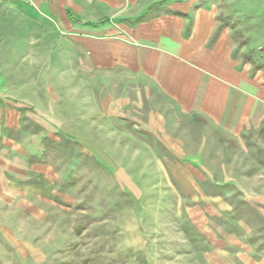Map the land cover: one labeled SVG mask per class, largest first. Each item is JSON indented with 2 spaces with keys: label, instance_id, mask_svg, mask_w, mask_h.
Instances as JSON below:
<instances>
[{
  "label": "rangeland",
  "instance_id": "rangeland-1",
  "mask_svg": "<svg viewBox=\"0 0 264 264\" xmlns=\"http://www.w3.org/2000/svg\"><path fill=\"white\" fill-rule=\"evenodd\" d=\"M184 1L253 85L225 126L0 2V264H264V0Z\"/></svg>",
  "mask_w": 264,
  "mask_h": 264
},
{
  "label": "crops",
  "instance_id": "crops-1",
  "mask_svg": "<svg viewBox=\"0 0 264 264\" xmlns=\"http://www.w3.org/2000/svg\"><path fill=\"white\" fill-rule=\"evenodd\" d=\"M17 1L80 41L86 71L112 73L116 81L144 80L182 114L201 113L225 126L235 95L250 103L253 85L236 71L228 32L213 39V18L195 11L193 3L169 0L173 13L150 16L163 0ZM238 75L242 80L234 82ZM252 99L251 108L257 107V97Z\"/></svg>",
  "mask_w": 264,
  "mask_h": 264
},
{
  "label": "built area",
  "instance_id": "built-area-1",
  "mask_svg": "<svg viewBox=\"0 0 264 264\" xmlns=\"http://www.w3.org/2000/svg\"><path fill=\"white\" fill-rule=\"evenodd\" d=\"M12 1H14V0H0V2H5V3H10Z\"/></svg>",
  "mask_w": 264,
  "mask_h": 264
}]
</instances>
